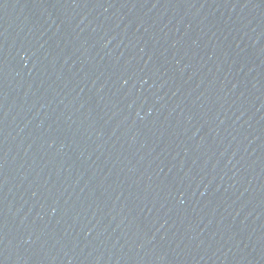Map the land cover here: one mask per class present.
Returning a JSON list of instances; mask_svg holds the SVG:
<instances>
[{"label": "water", "instance_id": "1", "mask_svg": "<svg viewBox=\"0 0 264 264\" xmlns=\"http://www.w3.org/2000/svg\"><path fill=\"white\" fill-rule=\"evenodd\" d=\"M0 264H264V0H0Z\"/></svg>", "mask_w": 264, "mask_h": 264}]
</instances>
